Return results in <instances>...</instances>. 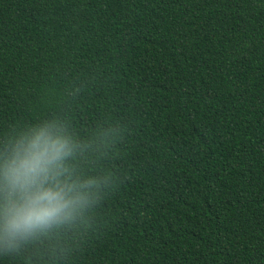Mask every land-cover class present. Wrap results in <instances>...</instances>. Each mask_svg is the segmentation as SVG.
<instances>
[{"label": "trees", "instance_id": "1", "mask_svg": "<svg viewBox=\"0 0 264 264\" xmlns=\"http://www.w3.org/2000/svg\"><path fill=\"white\" fill-rule=\"evenodd\" d=\"M46 119L106 183L0 264H264V0H0V139Z\"/></svg>", "mask_w": 264, "mask_h": 264}, {"label": "clouds", "instance_id": "2", "mask_svg": "<svg viewBox=\"0 0 264 264\" xmlns=\"http://www.w3.org/2000/svg\"><path fill=\"white\" fill-rule=\"evenodd\" d=\"M83 147L58 119L0 139V253L72 224L100 199L106 180L82 178L73 163Z\"/></svg>", "mask_w": 264, "mask_h": 264}]
</instances>
